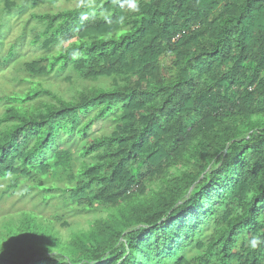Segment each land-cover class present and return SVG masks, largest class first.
Masks as SVG:
<instances>
[{
	"label": "trees",
	"instance_id": "trees-1",
	"mask_svg": "<svg viewBox=\"0 0 264 264\" xmlns=\"http://www.w3.org/2000/svg\"><path fill=\"white\" fill-rule=\"evenodd\" d=\"M32 18L33 44L64 48L24 62L29 76L109 86L6 96L0 178L97 215L7 217L0 264H264V0H82ZM98 120L111 130L74 166L59 136Z\"/></svg>",
	"mask_w": 264,
	"mask_h": 264
},
{
	"label": "rangeland",
	"instance_id": "rangeland-1",
	"mask_svg": "<svg viewBox=\"0 0 264 264\" xmlns=\"http://www.w3.org/2000/svg\"><path fill=\"white\" fill-rule=\"evenodd\" d=\"M9 1L13 5L10 10L6 11L4 0H0V114L10 104L6 100V96L26 93L32 83L47 88L63 98H69L73 90L82 85L109 86L108 81L97 83L83 81L79 83L77 77L72 74L69 75L67 81L64 79L65 72L57 75L50 74L47 77H32L23 70L24 62L37 59L40 56L56 54L64 48L63 44L57 43L44 50L38 44L31 42L33 35L40 30V24L32 18V15L75 8L82 0ZM90 12L87 10L82 13L88 15ZM10 49L12 53L8 57ZM91 115L92 113L88 117ZM111 127L109 120H98L88 128L85 137L60 135L57 146L70 151L74 157V166H77L85 159L79 158L78 152L86 139L107 134ZM52 183L60 187L63 186V183L58 180H52ZM50 184L51 182L48 181L45 186ZM29 187V182L22 180V178H18L16 182L10 176L0 178V222L7 217L14 219L21 213L31 212L42 217L45 221L50 220L52 222H54V217L60 216L73 229L78 226H86V220L97 215L80 210L68 201L65 202L59 191H52L51 196L45 198L40 190L34 188L29 190ZM52 224L58 229L62 237H65L68 229L60 227L59 222Z\"/></svg>",
	"mask_w": 264,
	"mask_h": 264
},
{
	"label": "snow or ice",
	"instance_id": "snow-or-ice-1",
	"mask_svg": "<svg viewBox=\"0 0 264 264\" xmlns=\"http://www.w3.org/2000/svg\"><path fill=\"white\" fill-rule=\"evenodd\" d=\"M0 243H3V242H0ZM8 244H11V245H16V244H24V243H26V241H9V242H7ZM28 243H36V242H28Z\"/></svg>",
	"mask_w": 264,
	"mask_h": 264
}]
</instances>
